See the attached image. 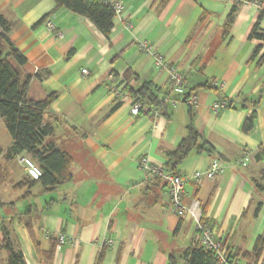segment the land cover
Listing matches in <instances>:
<instances>
[{
	"label": "crops",
	"instance_id": "1",
	"mask_svg": "<svg viewBox=\"0 0 264 264\" xmlns=\"http://www.w3.org/2000/svg\"><path fill=\"white\" fill-rule=\"evenodd\" d=\"M107 1L124 7L109 36L87 18L57 9L53 0H0L9 38L27 59L23 72L32 78L48 74L33 80L29 94L35 100L56 94L47 114L55 133L47 142L70 156L73 175L51 191L40 185L15 189L28 178L22 165L0 160L8 170L0 182V245L5 222L26 264H96L103 250L102 264H171L172 258L186 264L184 253L197 244L196 222L175 214L163 181L143 177L139 160L147 157L186 177V205L200 202L215 236L239 255L237 263L248 264L241 254H252L264 238V98L253 130L243 131L253 112L249 101L258 99L264 84V64H257L264 42L250 39L261 7L257 0ZM45 16L60 37L47 21L38 24ZM144 41L149 52L141 49ZM258 46L260 55L251 60ZM157 55L186 75L194 107L171 92ZM147 83L164 103L156 121L131 114V92ZM219 98L233 108L215 112ZM190 127L200 135L197 147L173 167L170 153ZM12 143L0 117V147L7 151ZM215 160L223 163V173L196 184L194 173ZM27 212L33 235L20 220ZM53 241L47 262L36 246L46 254ZM0 264H6L4 253ZM257 264H264V248Z\"/></svg>",
	"mask_w": 264,
	"mask_h": 264
},
{
	"label": "trees",
	"instance_id": "2",
	"mask_svg": "<svg viewBox=\"0 0 264 264\" xmlns=\"http://www.w3.org/2000/svg\"><path fill=\"white\" fill-rule=\"evenodd\" d=\"M56 3L57 9L69 10L81 17L90 20L95 27L105 36H109L113 27L116 12L113 6L107 0H53ZM261 4V11L258 22L253 27L250 33L251 40H260L264 42V30L261 29V21L264 18V0H257ZM47 21L45 16L38 24ZM37 24V25H38ZM10 24L0 16V117L3 119L6 129L12 138V146L9 150L3 151L0 147V160L8 164L18 156L25 155L33 160L42 170V176L39 180H30L24 178L15 189L27 188L28 190L40 185L46 191H51L60 185L69 183L73 179L71 173L72 160L70 156L59 149L54 143L47 142V139L55 133L54 127L47 119V114L52 103L57 98L56 94H50L43 100H35L30 94V87L34 79L42 80L48 77L36 76L32 78L23 72V67L27 64V59L15 46L9 38ZM262 50V46H258L251 60L257 59ZM257 64H264V51L260 55ZM132 76L127 74V79ZM185 81L189 87V82L186 75ZM206 87V86H205ZM213 88V87H212ZM173 93V91H171ZM134 96L138 94L142 96L146 102L154 109L162 110L164 103L159 101L157 90L150 83L144 84L139 91L131 92ZM189 98V97H188ZM264 98V84L259 97L255 101H249L253 109L252 114L246 120L243 131L250 133L253 130L254 122L257 117L256 109L259 107L261 100ZM178 100V99H177ZM248 101V100H247ZM245 101L244 103H246ZM218 103L225 106L223 109L233 108V102L224 98H219ZM245 106V105H244ZM200 135L192 128H189V135L180 146L172 153L171 163L176 166L185 159L192 149L197 147V142ZM203 150V149H200ZM168 170V169H167ZM170 173L177 175L172 170ZM262 178L264 179V168L262 170ZM8 177V170L0 163V182L5 181ZM156 180L162 181L160 178ZM167 187V184H164ZM259 190L263 187L258 186ZM0 206L2 203L0 202ZM203 219L205 218V210L203 208ZM20 220L23 221L27 229L32 234V219L31 212L20 215ZM2 241L0 245V254L6 255V264H26L24 254L18 245V241L11 230L8 229L5 222L1 228ZM56 242L53 241L51 251L42 254L37 247V251L41 257H44L47 262H50ZM264 248V238H259L253 253L241 254L248 264L258 263ZM104 250L101 251L97 258L96 264H102L104 258ZM239 255L230 253L231 261L237 262ZM186 264H216L215 258L210 251H207L199 245L189 248L185 253ZM171 264H176L174 258L171 259Z\"/></svg>",
	"mask_w": 264,
	"mask_h": 264
},
{
	"label": "built area",
	"instance_id": "3",
	"mask_svg": "<svg viewBox=\"0 0 264 264\" xmlns=\"http://www.w3.org/2000/svg\"><path fill=\"white\" fill-rule=\"evenodd\" d=\"M116 14H121L124 7L119 2H111ZM258 6L261 4L257 2ZM46 26L49 31L57 37L61 36V32L58 31L53 23L47 21ZM141 49L143 51L149 52L151 47L148 42L144 41L141 43ZM156 66L159 70H167L169 74V87L174 94L184 97L187 94L188 85L185 81L184 75L178 71L175 67L167 64V60L161 56H156ZM83 75H89L88 70H82ZM217 84H215L216 86ZM187 102L194 107L197 104V98L191 95ZM225 106L217 103L214 106L215 112H219L221 108ZM131 114L133 117L145 116L153 120H157L161 117V112L158 109L152 108L146 100L135 94L133 97V106L131 109ZM19 163L22 165L27 177L30 180H39L42 176V170L40 167L29 157L18 156ZM225 167L222 162L215 160L209 168L203 171H197L193 175V180L196 184H201L206 180H213L217 176L223 173ZM139 170L143 177L147 180L150 178H160L164 183L167 184V193L170 199V204L172 210L177 214V216L182 217L189 214L193 217L196 222L197 230V245L203 247L207 251H210L214 258L216 264H239L237 262H232L230 259V251L228 250L225 243L215 236L214 230L210 223L203 219L201 203L198 201L193 202L191 206H187L185 202V187L188 182L186 177L181 175H174L170 173L167 169L161 166L153 164L147 157H141L139 160ZM65 236L59 238L61 244L65 243Z\"/></svg>",
	"mask_w": 264,
	"mask_h": 264
},
{
	"label": "rangeland",
	"instance_id": "4",
	"mask_svg": "<svg viewBox=\"0 0 264 264\" xmlns=\"http://www.w3.org/2000/svg\"><path fill=\"white\" fill-rule=\"evenodd\" d=\"M188 98V97H187ZM188 100V99H187ZM22 167V166H21ZM23 168V167H22ZM25 171V170H24ZM25 201H28L27 199ZM36 201L35 200H29L28 202H26V204L28 205H32L34 204Z\"/></svg>",
	"mask_w": 264,
	"mask_h": 264
},
{
	"label": "water",
	"instance_id": "5",
	"mask_svg": "<svg viewBox=\"0 0 264 264\" xmlns=\"http://www.w3.org/2000/svg\"><path fill=\"white\" fill-rule=\"evenodd\" d=\"M187 99H188L187 96H184V98H183V102H184V103H187Z\"/></svg>",
	"mask_w": 264,
	"mask_h": 264
}]
</instances>
